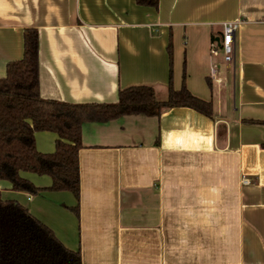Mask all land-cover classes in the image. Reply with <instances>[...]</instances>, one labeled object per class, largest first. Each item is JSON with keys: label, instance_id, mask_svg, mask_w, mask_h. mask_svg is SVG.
<instances>
[{"label": "crops", "instance_id": "0c3cea01", "mask_svg": "<svg viewBox=\"0 0 264 264\" xmlns=\"http://www.w3.org/2000/svg\"><path fill=\"white\" fill-rule=\"evenodd\" d=\"M236 20L226 63L210 45ZM28 28L38 33L44 100L114 104L120 90L148 86L163 101L170 74L174 90L184 84L211 103L212 117L175 108L85 124L77 202L67 192H14L0 180L1 198L78 250L81 264H264V0H158L157 9L135 0H0V78L22 58ZM56 139L34 134L41 153Z\"/></svg>", "mask_w": 264, "mask_h": 264}, {"label": "trees", "instance_id": "16d2710c", "mask_svg": "<svg viewBox=\"0 0 264 264\" xmlns=\"http://www.w3.org/2000/svg\"><path fill=\"white\" fill-rule=\"evenodd\" d=\"M138 6L157 9L158 0H135ZM188 108L212 117L211 103L194 97L182 84L171 86L167 97L157 100L148 86L118 92L114 104H67L39 95L38 33L24 30L23 56L6 65L0 78V180L14 192L36 195L41 191L67 192L79 198L78 152L85 124L106 123L124 116L159 117L168 109ZM258 124V122H257ZM57 136L52 153L35 147L34 134ZM22 173L48 177L51 184L38 188ZM70 211L78 215L77 206ZM0 264H81L78 250L66 248L53 231L19 203L0 194Z\"/></svg>", "mask_w": 264, "mask_h": 264}, {"label": "built area", "instance_id": "2783aa9c", "mask_svg": "<svg viewBox=\"0 0 264 264\" xmlns=\"http://www.w3.org/2000/svg\"><path fill=\"white\" fill-rule=\"evenodd\" d=\"M242 22L239 20L233 22H227L222 25L221 36L218 38L217 43H212L210 45V53L212 55H216L218 51L222 53L223 61L229 63L233 58V37L238 27ZM214 71H211V76H213ZM242 184L247 185L248 181L246 179H242Z\"/></svg>", "mask_w": 264, "mask_h": 264}, {"label": "water", "instance_id": "95a60500", "mask_svg": "<svg viewBox=\"0 0 264 264\" xmlns=\"http://www.w3.org/2000/svg\"><path fill=\"white\" fill-rule=\"evenodd\" d=\"M218 41V40H217Z\"/></svg>", "mask_w": 264, "mask_h": 264}]
</instances>
